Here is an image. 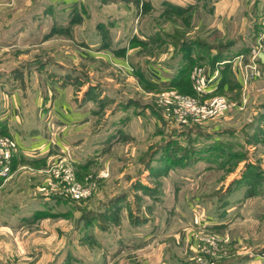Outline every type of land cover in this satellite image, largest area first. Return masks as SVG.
<instances>
[{
  "label": "rangeland",
  "instance_id": "1",
  "mask_svg": "<svg viewBox=\"0 0 264 264\" xmlns=\"http://www.w3.org/2000/svg\"><path fill=\"white\" fill-rule=\"evenodd\" d=\"M259 53L264 0H0V264H238L263 249ZM162 66L168 87L145 73ZM237 66V89L209 96ZM195 67L204 99L227 103L202 122L176 111L203 98ZM76 105L77 123L56 120Z\"/></svg>",
  "mask_w": 264,
  "mask_h": 264
},
{
  "label": "built area",
  "instance_id": "2",
  "mask_svg": "<svg viewBox=\"0 0 264 264\" xmlns=\"http://www.w3.org/2000/svg\"><path fill=\"white\" fill-rule=\"evenodd\" d=\"M257 55H258V51H255L254 58L255 57L257 58ZM252 68H255V66H253ZM254 74H256V72ZM210 78L211 77L206 78V76H204L203 68L201 67L194 68L193 76H192L193 79L192 88L197 94V96L203 97L200 98L202 102L200 99H196L194 97L185 96L180 98L177 96V99H180V101H179V107L176 111L180 118H185L187 115L190 114L191 117L195 118L197 121L202 122L208 119L215 118L220 113H222L224 109H226L227 103L222 97L214 96L209 99H204V97L208 93L209 87L207 86V82L211 81ZM7 142L8 140H2V142H0V145L2 146V148H0L1 150L0 155H2V153L5 151L4 155H2V157L4 158L8 157L9 155L7 149L8 147ZM3 174L5 175V171H3Z\"/></svg>",
  "mask_w": 264,
  "mask_h": 264
},
{
  "label": "crops",
  "instance_id": "3",
  "mask_svg": "<svg viewBox=\"0 0 264 264\" xmlns=\"http://www.w3.org/2000/svg\"><path fill=\"white\" fill-rule=\"evenodd\" d=\"M261 63L264 64V62H261ZM160 69L164 70L163 71L164 76H161V73H159V74H151L149 71L145 72L146 76H147V78L149 80H151L157 86L168 87L170 80L165 77V73H168L167 69H165L164 67L160 68ZM233 75H235L234 78H233V79H235V82L232 81L231 84L229 83L230 85L226 84V82H225L226 78L225 77L224 78L223 77H221V78L216 77V79L213 82H211L212 83V88H210V92H209L210 95L209 94L208 95L209 96L215 95L214 91L216 90V86L215 85L217 83H218V88H219L220 84L222 83L223 87L221 89H224V87H225L226 90L237 89V86L240 84V67L239 66H237V68H233ZM255 91L257 92V89H255L254 92ZM60 96L62 97V94H60ZM60 96H59V99H60ZM58 112H59V114L57 113L56 120L62 122V121H64L63 119H65L64 122H66L67 125L73 124V123L74 124L77 123L79 121L78 116L80 115V113H82L81 109L77 108V105L74 106V109H72V110H71V108L66 107L65 110L58 111ZM254 114L257 115L258 112L256 111V112H254ZM258 119H259V117H258ZM255 121H257V118L255 119ZM69 126H71V125H69ZM250 127L252 129H254V130L258 128L256 125H254V122H253L252 125H250ZM23 147L24 146H22V148ZM22 148H20V154H21V156L23 155V157H25L26 160H29V161H37V160H39L40 161L41 159H46L48 157L46 155L47 152H45V153L42 152L41 154L37 155V154H35L36 151L31 150L30 147H28V149H26V150L22 149ZM48 151H50V149ZM236 213H238V212L236 211ZM261 244H263V245H260V247H263L264 246V242L261 243ZM258 251L259 252L254 254L253 256L251 254L245 255V257H244L245 259L242 260V263L238 262V264H264V247H263V249L258 250ZM231 264H234V263H231Z\"/></svg>",
  "mask_w": 264,
  "mask_h": 264
},
{
  "label": "water",
  "instance_id": "4",
  "mask_svg": "<svg viewBox=\"0 0 264 264\" xmlns=\"http://www.w3.org/2000/svg\"><path fill=\"white\" fill-rule=\"evenodd\" d=\"M259 59L261 62H264V54L263 53H259Z\"/></svg>",
  "mask_w": 264,
  "mask_h": 264
},
{
  "label": "trees",
  "instance_id": "5",
  "mask_svg": "<svg viewBox=\"0 0 264 264\" xmlns=\"http://www.w3.org/2000/svg\"><path fill=\"white\" fill-rule=\"evenodd\" d=\"M225 71H227V68H226V70ZM227 77H229L228 75H227ZM226 78V77H225ZM170 148V147H169ZM185 150V148L183 149V151Z\"/></svg>",
  "mask_w": 264,
  "mask_h": 264
}]
</instances>
